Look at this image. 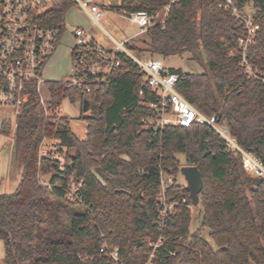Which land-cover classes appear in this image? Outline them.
<instances>
[{
	"label": "trees",
	"instance_id": "1",
	"mask_svg": "<svg viewBox=\"0 0 264 264\" xmlns=\"http://www.w3.org/2000/svg\"><path fill=\"white\" fill-rule=\"evenodd\" d=\"M232 1L239 10L254 8L259 30L247 60L263 76L264 0ZM219 2L119 0L101 8L150 17L168 8L164 24L142 34L145 48L127 43V50L163 61L188 54L203 72L170 68L178 94L203 116H214L237 147L264 165V82L245 75L238 53L244 26ZM72 5L56 0L40 20L57 26ZM45 88L47 116L33 92L15 121L13 159L22 170L16 190L0 195L4 264H112L100 253L103 243L118 248L122 264H146L149 243L161 236L155 264H264V177L246 174L241 154L207 125L168 126L156 134L142 124L155 118L149 105L158 99L130 58L122 55L119 71L97 94L84 95L65 82H45ZM84 100L90 110L80 116L86 123L80 139L55 111L64 102H79L82 111ZM7 126L3 122L0 133ZM180 155L202 178L201 224L191 231L192 209L178 205L161 230L160 173L175 180L168 199L192 204L176 181Z\"/></svg>",
	"mask_w": 264,
	"mask_h": 264
},
{
	"label": "built area",
	"instance_id": "2",
	"mask_svg": "<svg viewBox=\"0 0 264 264\" xmlns=\"http://www.w3.org/2000/svg\"><path fill=\"white\" fill-rule=\"evenodd\" d=\"M55 1L0 0V107L12 110L13 123L27 106L33 92L38 96L39 104L47 116L46 101L41 96V87L45 84L41 73L65 34L66 25L63 21L57 26H48L40 20V17L51 8ZM73 2L94 25H98L99 20L105 15V11L100 7L101 0H73ZM218 8L228 12L244 26L245 35L238 40L241 65L248 78L264 82V75L256 74L247 60L249 46L259 30L253 22V14H248L243 9L239 10L232 0H220ZM167 10L168 8L163 12V16L158 13L150 17L145 12L121 16L131 25L137 26L139 34H142L156 24L163 25ZM70 36L73 43L70 51L68 79L65 83L72 89L84 95H94L107 89L112 78L119 71L122 55H124L145 74L148 86L158 99L155 104L149 105V108L155 111V118L149 121L142 120V124L151 126L156 134L168 126L187 128L194 123L207 125L230 148L241 154L242 166L246 174L251 177H264V165L251 154L237 147L225 126L217 125L214 116L211 118L203 116L178 94L176 91L178 76L170 73L161 59H147L144 62L136 59L123 48L129 40L124 41V44L115 43L113 49H105L93 39L89 28L75 26ZM55 113L62 116L60 107ZM15 127L16 124L14 133ZM42 155L44 156L45 152ZM53 160L60 164L63 162V158L58 155H54ZM163 175L165 174L160 173L158 198L162 207L158 224L161 230L169 213L176 206L193 208V205L188 204L184 198L180 201L167 198L168 189L175 184V180ZM149 247L146 264H155L157 252L163 248V237L161 236L155 243L150 242ZM100 253L104 254L112 264H122L118 248H112L103 243L100 246ZM158 261L161 262L160 259Z\"/></svg>",
	"mask_w": 264,
	"mask_h": 264
},
{
	"label": "rangeland",
	"instance_id": "3",
	"mask_svg": "<svg viewBox=\"0 0 264 264\" xmlns=\"http://www.w3.org/2000/svg\"><path fill=\"white\" fill-rule=\"evenodd\" d=\"M104 4L108 2L111 4L119 3V0H101ZM243 11L248 14L254 13L253 6L246 5L243 8ZM160 16H163V12L159 13ZM64 23L66 25V32L60 40V44L56 48L53 56L50 58L46 66L42 70V78L45 82H65L68 79V49H69V40L70 32L73 27L80 26L84 28H90V33L95 39V41L105 49H113L115 46L113 42L108 38L106 33H108L116 42L124 44V41H127V45H134L138 48H145L142 44V41L145 39V36L139 34V29L135 25H131L129 21L111 11H105L104 17L99 20L98 25L92 24V21L89 17L79 9L77 5H72L67 9L64 16ZM131 39V40H130ZM124 44L123 48L127 50V45ZM128 51V50H127ZM129 52V51H128ZM130 55L135 57L140 61L147 60V54H143L141 57H138L132 52H129ZM164 66L166 68H175L181 69L185 73H202V69L190 61L189 55L184 54L181 57H173L168 60H165ZM41 96L47 101L49 96L45 88V84H42L41 87ZM61 115L68 117L70 119V129L71 131L80 139H83L86 134V123L83 119H80V116H88L89 112L83 113L80 109V103L76 102L74 104H69L64 102L60 107ZM13 113L12 110L6 107H0V129L3 122L8 124L5 134L0 133V195L13 193L20 181L21 176V166L15 163L13 159V135H14V125L12 122ZM181 167L185 166V160L183 156H178ZM8 176L9 185L5 187V178ZM166 177V175H163ZM177 183L181 186H186V182L181 175L177 178ZM201 209L199 207L192 208V222H191V231L199 228L201 224ZM3 244L0 241V264L3 263Z\"/></svg>",
	"mask_w": 264,
	"mask_h": 264
},
{
	"label": "water",
	"instance_id": "4",
	"mask_svg": "<svg viewBox=\"0 0 264 264\" xmlns=\"http://www.w3.org/2000/svg\"><path fill=\"white\" fill-rule=\"evenodd\" d=\"M90 110V103L87 100L83 101L82 112L86 113ZM180 175L186 182L185 190L189 194V198L193 207L199 203V194L202 190L203 182L201 175L196 167L184 166L180 168Z\"/></svg>",
	"mask_w": 264,
	"mask_h": 264
},
{
	"label": "crops",
	"instance_id": "5",
	"mask_svg": "<svg viewBox=\"0 0 264 264\" xmlns=\"http://www.w3.org/2000/svg\"><path fill=\"white\" fill-rule=\"evenodd\" d=\"M118 4V3H117ZM116 3L113 5L112 3L110 4L109 2L107 3V4H104L102 1H101V4H100V7L102 6V5H105V6H115V5H117ZM90 29V28H89ZM106 35L108 36V38L113 42V44L115 45V43H118V42H116L108 33H106ZM93 37V36H92ZM94 39V38H93ZM95 40V39H94ZM131 40V39H130ZM72 43H73V40H72V38H71V36H70V40H69V43H68V45H69V49H68V62H69V65H70V51H71V46H72ZM60 44V43H59ZM119 44V43H118ZM58 47V46H57ZM115 46H113L112 48H114ZM54 54V53H53ZM53 56V55H52ZM163 61V60H162ZM164 62V61H163ZM168 70L170 69V68H167ZM173 69H175V68H173ZM14 142H12V144H13ZM4 182H5V187L7 188V186L9 185V178H8V176L5 178V180H4Z\"/></svg>",
	"mask_w": 264,
	"mask_h": 264
}]
</instances>
